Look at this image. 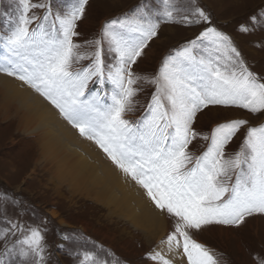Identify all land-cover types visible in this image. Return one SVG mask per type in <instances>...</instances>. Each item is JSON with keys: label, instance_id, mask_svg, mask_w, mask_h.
I'll use <instances>...</instances> for the list:
<instances>
[{"label": "snow or ice", "instance_id": "obj_1", "mask_svg": "<svg viewBox=\"0 0 264 264\" xmlns=\"http://www.w3.org/2000/svg\"><path fill=\"white\" fill-rule=\"evenodd\" d=\"M20 4L23 13L19 22L9 34H0V49L5 52L0 56V72L43 97L80 136L92 140L126 177L146 190L155 207L172 222L174 230L162 241L169 251L182 248L187 264H218L193 233L211 224L238 226L245 217L264 213V127L249 128L233 156H227L225 148L245 120L219 124L210 136H203L210 144L202 155L193 157L188 151L200 135L192 125L203 108L236 106L264 113V83H258L248 70L230 38L207 27L198 37L209 42L207 57H197L193 50L198 45L192 41L190 47L166 59L159 77L149 81L156 85V92L145 115L133 122L126 118L137 91L138 77L131 66L147 42L158 35L160 23L172 21L175 8L171 0H163V13H156L160 19L154 20L141 6L131 20L119 22L124 31L105 26L102 39L108 40L116 54L114 70L107 71L99 47L90 65L73 69L74 63L84 58L75 52L79 45L73 37L78 35L76 22L88 0H75L63 16H56L59 34L42 25L38 30L28 27L36 19L28 15L30 9L45 5L30 0H20ZM191 15L196 20L189 23L210 22L198 7ZM224 52L229 53L227 60ZM90 83L99 88L91 92ZM106 83L113 85L110 96ZM12 238L15 240L9 246ZM0 241V264H46L41 228L0 217ZM92 259V254L85 252L82 264ZM150 259L155 264H171L160 252L151 254ZM258 264H264V258H258Z\"/></svg>", "mask_w": 264, "mask_h": 264}, {"label": "rangeland", "instance_id": "obj_2", "mask_svg": "<svg viewBox=\"0 0 264 264\" xmlns=\"http://www.w3.org/2000/svg\"><path fill=\"white\" fill-rule=\"evenodd\" d=\"M74 2L30 0L31 4H43L45 7L30 9L28 15L36 19L28 27L31 29L34 22L40 21V25L50 32L57 26L59 34L56 16H63ZM171 2L175 8L172 21L160 23L158 35L147 42L141 56L131 66L138 77L134 85L137 91L132 97V111L126 113V118L133 122L140 121L146 113L148 102L156 92V85L149 81L159 77L166 59L190 47L192 41L198 45L193 50L197 57L209 55V42L198 40L207 27H214L227 35L258 83H264V0ZM141 6L154 20L160 19L156 13L162 14L164 9L163 0H88L82 18L76 22L78 35L73 37L74 43L79 45L75 52L84 57L78 63L92 61L99 47L105 70L112 69L116 64V54L110 50L108 40L102 39L105 26L124 31L120 29L119 22L131 20ZM197 7L210 17V22H188L196 20L191 13ZM44 10L47 21L45 16L38 20ZM22 13L20 0H0V32L9 34ZM243 28L249 30L243 31ZM98 40L100 45L96 44ZM223 55L227 60L229 53L224 52ZM234 120H245L247 123L226 146L227 156H233L241 149L249 128L264 127V113H250L236 106L209 105L196 114L192 127L201 134L193 139L188 151L193 157L202 155L210 144V140H204L203 136H210L217 125ZM199 127L201 131H198ZM32 133L20 130L14 119L0 120V217L6 216L42 229L46 264H82L85 252L91 253L93 258L87 264H93V261L95 264H155L150 259L151 254L160 252L165 256L167 243L162 241L174 230L170 219H167L165 234L150 239L143 227L134 226L117 212L113 213L92 197H86V188L72 191V180L61 181L53 175L56 170L69 174L68 166L62 165L54 154L40 157L39 143ZM98 149L108 160L105 153ZM138 187L146 194L145 189L140 185ZM64 236L68 239H62ZM193 238L209 250L218 264H258V258H264V213L245 217V221L238 226L205 225L193 233ZM14 240H10L9 246ZM178 250L181 251V248ZM0 252H3L2 241ZM181 252L183 254V250ZM184 258L187 261L186 256Z\"/></svg>", "mask_w": 264, "mask_h": 264}, {"label": "bare ground", "instance_id": "obj_3", "mask_svg": "<svg viewBox=\"0 0 264 264\" xmlns=\"http://www.w3.org/2000/svg\"><path fill=\"white\" fill-rule=\"evenodd\" d=\"M147 55L150 57V53ZM2 119H14L20 130L33 132L40 157L54 154L62 165L68 166L69 174L56 170L53 175L61 181L72 180V191L86 188V197L117 212L134 226L143 227L150 239L165 234L168 221L165 214L155 209L136 182L105 159L98 146L80 136L43 97L15 77L0 73ZM181 251L175 247L169 251L167 244L164 247L165 258L172 264H186Z\"/></svg>", "mask_w": 264, "mask_h": 264}]
</instances>
